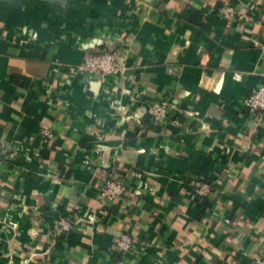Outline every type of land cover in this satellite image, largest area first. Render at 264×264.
I'll return each instance as SVG.
<instances>
[{"label":"crops","instance_id":"1","mask_svg":"<svg viewBox=\"0 0 264 264\" xmlns=\"http://www.w3.org/2000/svg\"><path fill=\"white\" fill-rule=\"evenodd\" d=\"M106 49L122 75L68 81ZM263 84L264 0H0V264H264ZM108 172L127 191L105 204Z\"/></svg>","mask_w":264,"mask_h":264},{"label":"built area","instance_id":"2","mask_svg":"<svg viewBox=\"0 0 264 264\" xmlns=\"http://www.w3.org/2000/svg\"><path fill=\"white\" fill-rule=\"evenodd\" d=\"M224 17L228 19H235L237 17L236 9L232 5H226L221 8ZM64 68L68 71V81L73 80L79 75H90L101 81H105L108 76H119L125 72V64L119 60V53L115 49H106L98 52L88 53L85 55L82 62L78 64H68ZM147 114L150 118L158 123L166 119L168 114L167 103L165 101H155L149 104ZM244 108L249 115L257 117L258 114L264 110V84L253 88L244 98ZM123 113L125 111L123 109ZM143 113L134 115L136 122L141 125ZM131 116L124 115L125 119ZM47 137H53V134L48 129L42 130ZM10 153L7 148L0 145V163L9 156ZM118 173L108 172L103 182V186L99 190L98 197L105 204L117 200L127 191V186L124 179ZM193 191L198 197L207 196L212 190V183L197 178L192 181ZM73 223L67 219L62 218L57 227L59 233L68 232L72 229ZM112 250L115 251H130L136 248V240L130 234H122L115 239L111 244ZM230 264H249L241 259H232Z\"/></svg>","mask_w":264,"mask_h":264},{"label":"trees","instance_id":"3","mask_svg":"<svg viewBox=\"0 0 264 264\" xmlns=\"http://www.w3.org/2000/svg\"><path fill=\"white\" fill-rule=\"evenodd\" d=\"M21 76L20 75H14V80L15 81H19V78H20ZM21 83H23V82H21ZM202 180H204V181H207V180H205V179H202ZM208 182H211V181H208ZM212 183V182H211ZM214 188V185L212 184V189ZM212 191V190H211ZM206 197V196H205ZM204 196L203 197H200L201 199H203V198H205Z\"/></svg>","mask_w":264,"mask_h":264}]
</instances>
